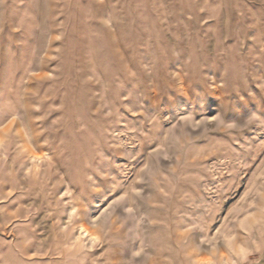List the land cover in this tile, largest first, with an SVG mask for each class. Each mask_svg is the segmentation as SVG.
<instances>
[{
  "label": "rangeland",
  "instance_id": "374dc122",
  "mask_svg": "<svg viewBox=\"0 0 264 264\" xmlns=\"http://www.w3.org/2000/svg\"><path fill=\"white\" fill-rule=\"evenodd\" d=\"M0 264H264V0H0Z\"/></svg>",
  "mask_w": 264,
  "mask_h": 264
}]
</instances>
